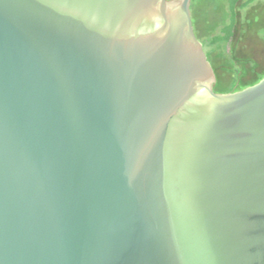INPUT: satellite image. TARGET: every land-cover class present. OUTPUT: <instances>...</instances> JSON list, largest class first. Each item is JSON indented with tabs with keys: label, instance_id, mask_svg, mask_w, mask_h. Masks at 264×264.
I'll return each mask as SVG.
<instances>
[{
	"label": "water",
	"instance_id": "water-1",
	"mask_svg": "<svg viewBox=\"0 0 264 264\" xmlns=\"http://www.w3.org/2000/svg\"><path fill=\"white\" fill-rule=\"evenodd\" d=\"M191 1L0 0V264H264V76Z\"/></svg>",
	"mask_w": 264,
	"mask_h": 264
},
{
	"label": "rangeland",
	"instance_id": "rangeland-1",
	"mask_svg": "<svg viewBox=\"0 0 264 264\" xmlns=\"http://www.w3.org/2000/svg\"><path fill=\"white\" fill-rule=\"evenodd\" d=\"M190 12L194 31L198 40H203L216 75L217 85L214 91L224 93L234 84L236 75L240 71H237V67L228 60L225 44L209 46L207 40L218 33L220 27L227 22L226 2L225 0H194L191 2ZM234 55L240 67L254 68L255 64L258 68L263 67L264 0H256L252 5L238 12ZM248 74L251 72L247 73L245 79H248Z\"/></svg>",
	"mask_w": 264,
	"mask_h": 264
},
{
	"label": "trees",
	"instance_id": "trees-1",
	"mask_svg": "<svg viewBox=\"0 0 264 264\" xmlns=\"http://www.w3.org/2000/svg\"><path fill=\"white\" fill-rule=\"evenodd\" d=\"M255 1L256 0H244V1L225 0L226 7H227V22L223 26L220 27L218 33L210 36L209 39L207 40V44L209 46H212L218 43L225 44L226 45V55L228 57V60L234 66L238 62V60L235 58V55H234V41H235L236 29L238 25V12L246 9L248 6L252 5ZM196 37L197 39H199L197 35ZM200 42L204 45L203 40H201ZM208 60H210V58H208ZM246 73H249V72L238 73L236 75L234 84H232L226 92H234V91L241 90L249 85L256 83L264 76V71H262L261 73H257L256 71V72H253L254 75L252 72L251 74H248L249 76L248 79H245L247 75ZM216 85L217 83L213 85V90L216 87Z\"/></svg>",
	"mask_w": 264,
	"mask_h": 264
},
{
	"label": "flooded vegetation",
	"instance_id": "flooded-vegetation-1",
	"mask_svg": "<svg viewBox=\"0 0 264 264\" xmlns=\"http://www.w3.org/2000/svg\"><path fill=\"white\" fill-rule=\"evenodd\" d=\"M202 46H203V49H204V52H205L207 58H209L208 57L209 55H208L207 51L205 50V46L203 44H202ZM210 64H211V62H210ZM211 66H212V64H211ZM235 66L237 67V71H240L242 73H245V72H249L250 73V72H254V71H257V73H261L262 71H264V65H263V67L261 66L260 68H258L257 64H255L256 67H254V68L251 67L252 69L251 68H248V67L245 68V66H241L240 67L239 64H237V63H236ZM252 70H254V71H252Z\"/></svg>",
	"mask_w": 264,
	"mask_h": 264
}]
</instances>
